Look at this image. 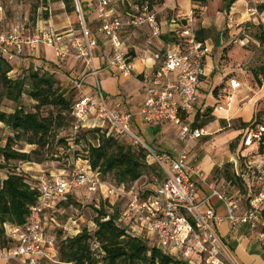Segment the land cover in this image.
<instances>
[{
    "label": "built area",
    "instance_id": "1",
    "mask_svg": "<svg viewBox=\"0 0 264 264\" xmlns=\"http://www.w3.org/2000/svg\"><path fill=\"white\" fill-rule=\"evenodd\" d=\"M247 2L256 7L259 0ZM80 9L77 4L81 23L79 31L72 28L67 32H58L41 27L36 29V26L32 30L28 21H16L8 26L0 24V57L18 62L25 52L32 53L38 47H47L53 51L56 63L74 58L82 61L88 69L93 66L95 51L105 43L109 50L106 66L115 69L123 77L133 75L135 69L132 58L121 41L122 30L124 27L146 24L149 27L147 42L151 43V39L160 34L161 22L157 13L149 11L147 6L143 5L141 8L135 7L137 13L125 16V20L111 6L110 0H97V25L95 29H91ZM255 9L249 7L250 11ZM170 23L171 35L177 48L166 51L161 63L153 72H143L139 75L145 99L138 114L146 124L169 122L175 125L176 137L182 145L177 154L156 151L132 130L134 114L119 103H107L96 77V69H92V74L96 77L94 93L84 92V73L71 78L68 85L76 93L71 109L72 133L76 134L81 129L98 125L109 128L116 137L127 139L132 145L149 153L163 176L162 181L154 185V188H149L148 178L143 175L128 185L116 186L101 180L85 161L80 169L63 177L41 182L38 203L31 208L26 224L8 230V235L15 245L0 248V264H39L40 258L55 261L53 259H56L57 250L54 243L47 240L43 234V210L46 205L54 207L56 199L75 194L79 188L93 194L100 192L105 201L110 198H127V208L123 215L120 214L119 220L123 223L124 217L127 216L136 223L141 232L153 235L157 246L163 251H168L185 261L193 255H198L202 264H222V259H229L217 232V226L224 220L230 223L232 229L248 225L251 231H258V236L264 239V232L261 230L264 226V156L260 157L261 164L249 159L242 161L241 165L238 156L236 164L233 163L236 175L240 176L246 185L245 195L236 190L238 196H234L211 182L208 183L209 195L202 201L196 197V180L203 181L207 178L198 166L191 162V148L192 143L206 136L207 132L204 127L189 122L187 117L196 103L198 89L205 75V59L211 52V46L206 40L197 38V29L190 14L186 15L181 11L171 13ZM229 85L236 89L240 82L231 78ZM91 117L98 122L89 125ZM262 135L264 124L243 129L242 147H251L253 141ZM240 154L254 155H244L242 152ZM213 197L223 203L226 209L224 216L217 214L213 207H203V204L209 203ZM240 200L246 202L242 212Z\"/></svg>",
    "mask_w": 264,
    "mask_h": 264
},
{
    "label": "rangeland",
    "instance_id": "2",
    "mask_svg": "<svg viewBox=\"0 0 264 264\" xmlns=\"http://www.w3.org/2000/svg\"><path fill=\"white\" fill-rule=\"evenodd\" d=\"M167 1L169 0H163L161 3L152 6L153 11L158 12L160 21L168 14L178 10L186 15L190 14L194 27L197 30L205 29L203 37L212 47V64L208 73L211 98L207 91L199 92L200 102L206 98L209 103L203 112V116L198 117L199 122L204 124V128L212 132V136L199 139L192 151L203 150L212 159L218 160L225 157V160L228 154L233 153V148L237 143V138L231 140L228 138L229 133L232 131L236 133L246 126L244 123L264 121V9L259 8V5L264 1L259 0L256 7L254 4H248L247 0H235L229 7H227L228 0H190L188 5L182 2L179 4L177 0H172L168 7L165 5ZM130 2L133 0H110L112 7L118 14H123L127 3ZM45 5L49 8L51 17L58 19L57 21L61 22L65 17L70 20L69 16L63 13L64 5L59 1L0 0V24L8 26L12 22L28 21L33 30L37 19H41L37 15L44 14L42 7ZM96 5L97 0H93L92 7L84 10L86 11V15L84 14L86 22L96 16ZM174 5L175 9L171 8ZM61 6L63 11H60ZM249 7L256 9L250 11ZM73 18L74 20H70L71 26L78 27L77 14L73 15ZM123 18L125 19V17ZM133 28L137 31L135 36H129L130 42L139 45L142 49L144 43L152 45L155 38H152V42L148 43V33L136 27H126L128 31ZM142 33L143 35H141ZM24 65L15 63L11 77H20L25 73ZM231 78H236L240 82V88L236 91L231 90L229 85ZM35 104V101L25 93L22 94L17 103L7 99L3 88L0 86V111L13 112L17 105H20L25 111H34ZM219 106L222 109H227L229 114H220L218 110L215 113ZM39 112L41 116H46L51 112L54 116L56 110L46 106L41 107ZM213 122H216L218 126L214 128ZM71 135L72 132L68 124L66 122L61 124L60 119H56L51 125L46 138L47 143L40 150V154L31 155L34 161L12 160L9 161V164H5L4 168H1L3 164H1L0 156V179L6 176L7 171H15L26 175L30 181L47 182L80 169L83 164V157L86 155L84 151L86 144L83 137H80L74 144L70 139ZM148 135L150 140L154 139L153 131H150ZM13 136L14 132L10 127L0 123V147L6 143L9 137ZM61 139L67 141L61 142ZM13 147L27 152L37 149L35 145H30L24 140L14 143ZM112 177V173L107 174V181L113 183L109 180ZM211 178L218 179V183H220L222 173L215 169ZM227 184L223 181V186H227ZM103 198L100 192L93 194L84 188H79L72 196L65 197L56 206L47 209L46 215L53 217L52 219L55 221L48 232L55 236L57 241L68 234L74 235L83 228L92 233L95 230L93 220L96 216V206H104L107 211L115 209L123 215L127 208V198H112L111 202L108 199L105 201ZM124 218L127 223H134L127 216ZM130 230L134 232L133 228ZM92 246L99 253L98 244L93 241ZM193 256L186 261L190 264H202L200 257ZM228 257L229 259H222V264H236L230 255ZM53 260L56 262L49 260L42 262V264H70L58 262L57 258ZM4 264L18 263L5 262Z\"/></svg>",
    "mask_w": 264,
    "mask_h": 264
},
{
    "label": "trees",
    "instance_id": "3",
    "mask_svg": "<svg viewBox=\"0 0 264 264\" xmlns=\"http://www.w3.org/2000/svg\"><path fill=\"white\" fill-rule=\"evenodd\" d=\"M52 1L63 3L64 13L69 16L70 20H74L73 15L77 14L78 27H72L75 31L81 28L77 4L84 17V14L86 15L84 10L92 7L93 2V0ZM162 1L133 0L127 3L123 14L119 15L122 17L134 15L137 13L135 7L141 8L143 5H146L149 11H153L152 6ZM234 1L228 0L227 7ZM259 8L264 9V2L259 5ZM42 10L44 14L39 13L37 17L40 16L43 20L49 19L51 17L49 8L45 5ZM204 32L205 29H198L197 38L205 40ZM14 64L15 62L0 57V86L5 92V97L17 103L25 93L36 104L34 111H25L20 105H17L10 113L0 111V123L10 127L14 132V136L9 137L0 147L1 164H3L1 168L12 160L34 161L31 155L40 154V150L47 143L46 138L51 125L56 119H60L61 124L66 122L71 130V109L76 97L72 87L62 85L55 75L43 66L24 65L25 73L20 77H11ZM46 106L56 110L54 116L52 112L46 116L40 115L41 107ZM193 124L204 127V124L199 121ZM244 124L246 126L242 129L255 128L259 124H264V121H251ZM80 137L84 138L86 144L84 149L86 155L82 162L86 161L90 170L96 172L101 180L108 182L107 174L112 173L113 177L109 180L113 182L112 184L121 186L128 185L145 175L149 181V188H154V185L162 181L163 176L152 156L143 148L132 145L127 139L116 137L109 128L98 125L94 128L81 129L76 134L72 133L70 139L76 144ZM21 140L35 145L37 149L27 152L13 147L14 143ZM65 140L60 141L65 142ZM253 148H256L254 154L259 157L264 156V135L253 141L251 150ZM237 156L241 160V165L242 161L250 158V155L242 156L240 153ZM217 171L222 173L225 182L230 186H235L238 193L245 195L246 185L244 180L236 175L233 163L227 162ZM40 183L39 180L30 181L26 175L15 171H7L6 176L0 179V248L15 245L8 235V230L13 227H23L26 224L31 208L38 203ZM70 195L67 196L70 197ZM61 200V198L56 199L54 206ZM49 208L51 207L46 205L43 210V234L47 240L53 241L57 250L58 262L70 264H190L168 251H163L157 246L153 235H140L129 230L119 220L118 211L115 209L107 211L104 206L95 207L96 216L93 220L95 230L92 233L83 228L74 235L68 234L57 241L55 236L48 232L49 228L53 227L52 223H55L53 217L46 215ZM262 217H264V209H262ZM261 230L264 232V226ZM93 241L98 244L99 253L93 249Z\"/></svg>",
    "mask_w": 264,
    "mask_h": 264
},
{
    "label": "crops",
    "instance_id": "4",
    "mask_svg": "<svg viewBox=\"0 0 264 264\" xmlns=\"http://www.w3.org/2000/svg\"><path fill=\"white\" fill-rule=\"evenodd\" d=\"M172 0L167 1L165 4L167 7L170 6ZM180 4L182 3H190V0H177ZM186 7V6H183ZM171 8L175 9V5ZM185 9V8H183ZM81 10V9H80ZM60 11H63V7H60ZM116 11V10H115ZM179 11V10H178ZM117 12V11H116ZM64 13V12H63ZM158 13V12H157ZM171 13L168 14L161 22L160 34L155 37L152 45L143 44V49L138 45H135L133 42L129 41V36L134 35L136 33V29L127 30L126 27L123 28L121 34V41L123 46L126 48L128 54L131 56L133 65H134V73L129 77H123L118 74L115 69L108 68L106 66V55L109 50L106 47L105 43H102L100 48L95 51V58L93 61V66L91 68L86 69L82 61L76 60L74 58H68L63 63H56L53 51L50 48L38 47L35 52L29 53L25 52L24 57L15 62L16 64H25V65H39L45 66L48 70L53 71L55 77L59 80L62 85L68 86L71 78L84 73L85 74V86L84 92L91 94L95 92V78L97 77L99 81V86L105 99L108 104L119 103L122 107L130 110L134 116L132 118V130L138 133L147 144L160 152H168L177 154L180 148L182 147L181 143L178 141L176 137V128L175 125L169 122H154L151 124H146L142 121L140 115L138 114L142 103L145 99V94L142 90L141 83L139 81V75L143 72H153L161 63L163 54L166 51L175 50L177 48L174 37L171 35V23H170ZM58 20V19H57ZM56 18L50 17L47 20H37L35 26L38 28H48L53 29L58 32H67L72 30L70 20L65 17L63 21L59 22ZM87 26L91 29H95L97 25L96 16L89 21L86 22ZM137 29L145 30V33H149V27L146 24H142ZM131 33V34H130ZM143 35V33L141 34ZM135 38V37H134ZM65 39V38H64ZM212 48V47H211ZM212 51V49H211ZM212 64L211 52L205 59L204 69L205 75L203 77L202 83L198 89L197 100L192 109L190 110L187 120L189 122L200 121L197 120V116L200 118L209 103L206 98L200 102L199 100V92L207 91L211 98V89L209 88V68ZM96 69V77L92 74V69ZM240 87L236 89H231L233 91L238 90ZM210 100V99H209ZM220 111V114H229L227 109H222V107H218L215 110ZM98 121L94 117L89 119V125L95 124ZM212 126L215 128L218 126L216 122L212 123ZM205 129V128H204ZM206 130V129H205ZM153 131L154 139L150 140L148 133ZM227 131V130H224ZM223 131V132H224ZM243 129L235 132H230L228 138L234 139L237 138V143L233 148V153L228 154L225 157L220 159H212L211 156L207 155L203 150L192 151L193 146H195L196 142L192 143L190 159L191 162L196 164L198 168L205 174L206 180H196V185L194 188V192L198 200H204V198L209 195L210 190L208 188V183L215 182L214 185L222 190L230 192L234 196H238L237 189L235 186H230L227 182L221 178V182L218 179L211 178L214 170L221 169L225 162H230L236 164L237 154L242 152V154L247 155L248 153H254L256 148L251 150V147H242V138L241 133ZM206 136H212V132L206 130ZM222 132V131H221ZM217 132V133H221ZM204 136V137H206ZM92 140V138H91ZM251 160L255 163L261 164V159L258 155L254 154L250 156ZM218 180V181H217ZM224 183L227 186H223ZM104 191V190H103ZM111 199L109 201L111 202ZM113 200V199H112ZM240 203V211H244L246 202L242 200ZM213 207L217 214L224 216L226 214V209L223 203L217 198H211L209 203H204L203 207ZM125 226L129 229L133 228L135 233H143L141 235H145L144 232L140 230V228L134 223H127L125 220L123 222ZM217 232L219 237L224 243L226 251L233 258L236 264H264V239H261L258 236V231H251L248 225H240L236 229H232L231 225L228 221L224 220L217 226ZM199 257L198 255H194ZM193 256V257H194ZM195 257V258H197ZM200 259V258H199ZM49 261L44 258H40L39 264L42 262Z\"/></svg>",
    "mask_w": 264,
    "mask_h": 264
}]
</instances>
